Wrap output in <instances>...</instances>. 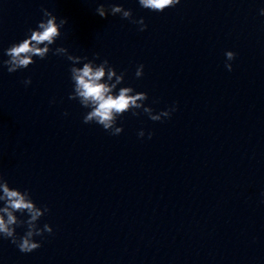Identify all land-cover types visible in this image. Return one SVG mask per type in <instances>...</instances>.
Wrapping results in <instances>:
<instances>
[{
    "label": "clouds",
    "instance_id": "1",
    "mask_svg": "<svg viewBox=\"0 0 264 264\" xmlns=\"http://www.w3.org/2000/svg\"><path fill=\"white\" fill-rule=\"evenodd\" d=\"M139 5L153 12H163L167 8L175 7L181 0H138ZM45 19L38 23L36 29H29L30 35L18 43L12 44L5 50L7 60L2 62L9 73H14L20 69L27 68L35 63L33 57L45 59L49 52L53 55L64 56L71 62L70 68L71 80L73 82V91L69 94L70 100H78L82 107L90 109L83 117L85 124L95 122L109 131L112 135H119L123 132L122 126H117V118L126 112H132L133 115L140 113L134 111L142 109L145 114L153 121H161L162 118H170L176 107L172 106L154 114L151 107L144 105L148 99L146 92H135L132 87H121L118 93L115 92L117 86L124 81L125 73H117L115 68L109 64L107 59L96 64L95 59L99 58V53L94 54V59L89 60L86 56H75L69 53L65 47H56L54 50L50 47L61 36V28L67 23L66 19H60L47 9H42ZM96 13L101 18H107L109 14L115 16L119 14L122 19L130 20L134 24L140 25L139 31H145L147 25L143 18L133 19L131 9H125L122 5L110 4L107 8L100 4L96 8ZM264 15V8L260 10ZM226 60L235 59L236 53L227 51ZM82 63V67L77 65ZM228 71L232 70V64L226 63ZM144 65L137 67L135 76H143ZM31 78L24 80V84L30 85ZM144 131L141 130L138 136L143 137ZM152 133H148L151 139ZM0 235L11 240L22 253H31L41 247V243L34 237L42 236L45 232L51 234L53 229L50 225L45 224L43 228L38 227L39 219L49 211L47 206L38 207L32 200L28 190L20 191L12 188L0 174ZM26 213L28 219L21 220L16 213ZM27 225L24 235L17 237L16 227Z\"/></svg>",
    "mask_w": 264,
    "mask_h": 264
}]
</instances>
